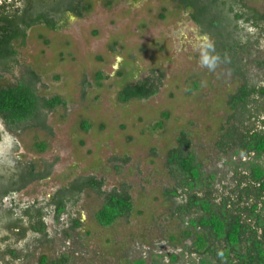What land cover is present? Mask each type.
<instances>
[{
	"label": "rangeland",
	"instance_id": "rangeland-1",
	"mask_svg": "<svg viewBox=\"0 0 264 264\" xmlns=\"http://www.w3.org/2000/svg\"><path fill=\"white\" fill-rule=\"evenodd\" d=\"M86 1L91 8L81 17L68 18L56 31L34 26L20 44L27 73L39 78L36 94L59 96L64 105L44 113L43 125L27 121L12 130L0 120V185L18 179L27 163L42 175L13 196L0 192V221L17 218L30 204L44 209L45 221L43 233L23 237L0 225V264H44L60 256L65 264L165 263L168 253L180 249L184 229L165 194L173 185L166 155L180 132L203 170L214 175V188L230 176L218 142L230 115L228 96L242 77L220 42L226 32L237 36L233 27L205 28L191 19V9L172 0ZM243 1L264 12V0ZM242 34L251 42L241 55L243 78L264 83V30L245 26ZM208 43L221 57L214 71L199 63V50ZM153 71L162 75L157 93L119 100L125 84ZM39 143L44 150L35 148ZM85 176L101 179L105 191L125 188L130 215L98 224L94 214L102 196L90 189L57 214L55 194ZM187 259L178 264H189Z\"/></svg>",
	"mask_w": 264,
	"mask_h": 264
},
{
	"label": "trees",
	"instance_id": "trees-1",
	"mask_svg": "<svg viewBox=\"0 0 264 264\" xmlns=\"http://www.w3.org/2000/svg\"><path fill=\"white\" fill-rule=\"evenodd\" d=\"M238 2L220 0V4L212 6V1H207L201 7L195 0H183L185 6L193 5L192 19L199 25L205 28L233 27L232 32L237 36L226 32V41L220 42V51L229 56L234 72L242 77V81L228 96L230 115L218 142L219 151L226 158L224 164L230 168V176L220 180V188H214V175L203 170L201 162L190 149L185 132H180L177 144L167 151L166 167L173 185L165 190V194L175 203L174 215L183 223L184 229L180 235V249L168 253L165 263L154 258L150 264H178L186 257L189 264H264V83L243 78L244 66L241 64L242 52H246L251 43L250 37L242 34L243 28L249 26L262 31L264 20L244 10L235 14L233 7ZM211 9L216 17L210 16ZM3 47V50L6 49L5 44ZM34 77V83H18L0 92V119L12 130H18L27 121L43 125L44 113L64 105L59 96L38 97L35 94L38 79ZM161 80L162 75L153 71L132 84H125L118 98L122 102L132 98L146 99L157 93ZM162 124L158 121L156 126L161 127ZM84 128L87 129V125ZM35 148L41 151L45 145L39 143ZM40 177L42 175L35 171L34 166L28 164L22 169V183L13 176L0 186L8 188L14 184L17 191ZM102 186L101 179L85 176L61 188V192L59 189L52 201L57 214L64 210L68 201L90 189L102 196V205L94 214L98 224L108 226L119 218L128 217L132 211L128 191L125 188L105 191ZM21 215L31 219L34 233L44 232L42 207L30 204L23 208ZM2 218H5L6 230L14 235L24 234L27 228L24 222L15 223V217L11 219L8 215ZM10 250L14 251V247ZM63 261L61 258L43 263L63 264ZM135 264L146 263L141 259Z\"/></svg>",
	"mask_w": 264,
	"mask_h": 264
},
{
	"label": "flooded vegetation",
	"instance_id": "flooded-vegetation-1",
	"mask_svg": "<svg viewBox=\"0 0 264 264\" xmlns=\"http://www.w3.org/2000/svg\"><path fill=\"white\" fill-rule=\"evenodd\" d=\"M129 1L136 3L140 0H129ZM172 1H177L184 8L191 9L190 16L191 19L193 18V13L195 11L193 5L185 6V4H183V0H172ZM207 1L208 2L212 1L211 3L212 6H215L218 3L220 4V0H195L197 6H201V7L203 4H206ZM238 1L239 2L236 3L233 7V12L235 14L241 13L244 10L248 12V14L255 15L254 17H259L260 19L264 20V12H259L254 7L247 5L243 0H238ZM90 8H91V3L87 2L86 0H0V52H1L0 73H2L3 71L4 72L10 71L14 65L18 64V59H17L18 51L16 48V44L17 43L21 45L24 44L28 32L32 27L44 26L51 31L60 30L61 28L64 27V24L65 22L68 21V18L81 17L84 13L88 12ZM210 16H212V18L217 16L216 13L213 11V9H211L210 11ZM25 25L28 26L25 27ZM21 29L23 30L20 31ZM3 44H5L6 46V49L4 50H3L4 48ZM34 75L38 79L35 82V87H36V84L39 82V78L38 75H36V73H34L32 70H29L26 75L22 76L13 83H6V84L2 83L0 76V92L3 89L15 87L18 83H26V84H28L29 82L34 83L33 81V79L35 78ZM28 164H32V163H27L25 166H27ZM15 180L22 183L21 176L18 177V179L15 178ZM6 189L8 191H6ZM14 189L15 186L14 184H12L8 188H4L0 192L4 196H13L14 193L16 192ZM11 193L12 195H9ZM20 214H22L21 211ZM14 222L15 223L24 222V224L27 226L24 234L27 231L33 232L30 226L31 219L26 218V220H23V215H20L17 216V219L16 218L14 219ZM5 225L6 224L3 225L1 223V226H3V228H5L6 230L7 227ZM6 231L9 232V230ZM24 234H22L21 236L23 237ZM61 258L64 259L63 264H65L66 259L64 256L55 258V261Z\"/></svg>",
	"mask_w": 264,
	"mask_h": 264
},
{
	"label": "clouds",
	"instance_id": "clouds-1",
	"mask_svg": "<svg viewBox=\"0 0 264 264\" xmlns=\"http://www.w3.org/2000/svg\"><path fill=\"white\" fill-rule=\"evenodd\" d=\"M220 60V54L216 52L212 43H208L199 50L200 66L202 68H206L208 71H214L217 68Z\"/></svg>",
	"mask_w": 264,
	"mask_h": 264
},
{
	"label": "water",
	"instance_id": "water-1",
	"mask_svg": "<svg viewBox=\"0 0 264 264\" xmlns=\"http://www.w3.org/2000/svg\"><path fill=\"white\" fill-rule=\"evenodd\" d=\"M85 14V13H84ZM66 23V22H65ZM16 44V43H15ZM16 48L18 51L17 59H18V64L14 65L10 71H3L0 73L1 76V82L2 83H13L17 81L19 78L27 74V71L25 69V66L23 64V61L21 59L20 53H19V48L20 44H16ZM2 120V119H0ZM3 121V120H2ZM4 122V121H3ZM5 123V122H4ZM6 124V123H5ZM7 125V124H6Z\"/></svg>",
	"mask_w": 264,
	"mask_h": 264
}]
</instances>
